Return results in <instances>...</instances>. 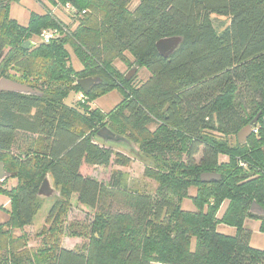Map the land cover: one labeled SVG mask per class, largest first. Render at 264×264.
I'll return each mask as SVG.
<instances>
[{"label": "trees", "instance_id": "obj_1", "mask_svg": "<svg viewBox=\"0 0 264 264\" xmlns=\"http://www.w3.org/2000/svg\"><path fill=\"white\" fill-rule=\"evenodd\" d=\"M16 1L0 0V78L41 94L0 91V162L16 180L10 188L0 184L9 199L7 218L0 222V264H264V248L250 245L251 229L244 227L245 219L257 220L264 233V215L250 210L252 203L264 210V0H49L72 5L74 28L49 12L32 13L20 25L8 13ZM212 15L227 17L228 24L217 31ZM44 29L61 35L43 42ZM167 36L182 41L162 57L155 42ZM33 37L39 42L23 49ZM66 46L81 62L79 71L68 64ZM116 59L150 76L134 84L114 67ZM87 77L99 83L85 93L77 80ZM113 89L122 94L113 109L90 107L97 95ZM80 92L83 101L75 105L83 113L64 104ZM257 113L252 133L239 143L237 132ZM104 125L139 145L150 160L144 175L157 184L154 196L129 194L130 210L124 213H111L108 201L127 191L121 170H112L107 184L81 173L83 163L130 161L94 141ZM18 131L30 135L23 156L11 151ZM219 155L227 159L219 161ZM203 172L220 179L202 182ZM47 173L59 196L38 246L31 247L27 234L15 230L31 224ZM74 198L92 211L78 233L67 223ZM185 198L195 210L181 207ZM221 225L234 232H219ZM87 231L84 246H62L65 234Z\"/></svg>", "mask_w": 264, "mask_h": 264}, {"label": "rangeland", "instance_id": "obj_2", "mask_svg": "<svg viewBox=\"0 0 264 264\" xmlns=\"http://www.w3.org/2000/svg\"><path fill=\"white\" fill-rule=\"evenodd\" d=\"M136 3V1H133L130 4V8L132 9L136 5ZM46 12L53 14L68 27L74 28L77 24V16H73V12H67L64 6L60 4L52 5L49 0H17L16 2H12L9 5L8 13L10 17L16 20L20 25H25L28 22L30 14H44ZM211 19L217 31L222 30L228 24L229 21L227 17L219 15H212ZM39 39L37 37H33L31 40H33L36 44L39 42ZM66 48L70 54L68 64L71 65L76 71H79L82 68L81 62L78 60V58L75 56V54L70 48H68L67 46ZM125 54L128 60L130 62H133V57L128 52H126ZM113 65L123 75L126 74L129 70H131V68L137 67L136 72L131 76V78H133L132 82L137 85L144 82L150 76V73L145 68H140L135 64H127L126 62H123L119 59L114 60ZM78 96L79 93L75 94L74 99L70 102L72 104H76ZM121 99V92L117 89H113L97 95L91 101V103H89V105L91 108H98L103 112H108L113 109L121 101ZM154 127L155 125H151L150 129H154ZM28 137H30V135H26L23 132L18 131L16 133L14 144L11 147V151L15 154L23 156L27 148ZM138 146L139 145L137 144L136 147ZM111 147L115 151H119L122 154L128 156L130 158L129 163H127V165L125 166H116L113 163H110L108 166L102 167H93L83 163L81 165V173L83 174V176H88L101 183L107 184L110 178L111 171L121 170V186H124L127 191H121L120 193L116 194L115 198L110 199L108 201L110 203L109 210L111 213H124L130 210L128 206L129 194L145 193L154 196L157 184L154 180L144 175V169L150 164V160L143 153H141L139 148H137L134 152L132 150H127L122 146L111 145ZM200 149L202 150L201 147ZM200 157L201 152H198L196 155H194V160L197 162ZM183 158H185V156H183ZM226 159L227 158L224 155L218 156L219 161H224ZM151 165H153V163ZM15 183L16 180L13 177H8L4 181L3 187L10 188L15 185ZM193 192L194 189H189V194H192ZM55 198L56 197L52 199L38 200L37 202L39 205V209L33 217L31 224L29 226H25L22 230H15L16 234H20L22 232H25L27 234L28 246H38L40 241V236L38 234L43 225H45V218ZM8 200V197L0 191V221L2 220V218L4 219L7 216L6 210L9 209ZM71 202L72 205L71 209L68 212L67 223L72 222V226L76 228L75 233H78L80 231V227L78 228L77 226L87 225L92 217V211L87 208L81 207L79 203L75 200V198L72 199ZM181 207L185 210H195V207L193 206L190 198L183 199L181 202ZM225 207L226 203L223 202L220 206L219 211L217 212L218 217L222 214V211H224ZM251 220L253 219L244 221V227L246 229H251L250 245L252 247L262 249L264 248V233L258 230V221L254 220L252 223L250 222ZM218 231L223 233H233L234 229L226 225H221L218 227ZM89 238V231H87L86 235L65 234L62 237L61 243L64 248L79 249L80 246H84L86 243L89 242Z\"/></svg>", "mask_w": 264, "mask_h": 264}, {"label": "water", "instance_id": "obj_3", "mask_svg": "<svg viewBox=\"0 0 264 264\" xmlns=\"http://www.w3.org/2000/svg\"><path fill=\"white\" fill-rule=\"evenodd\" d=\"M182 38L180 36H167L158 39L155 42V48L157 52L162 57H168L179 47ZM35 42L33 40H26L21 44L23 49H29L31 46H34ZM137 67L131 68L124 78L129 80L131 76L136 72ZM77 83L80 85L83 92L88 93L89 90L97 83L99 79L95 77H87L78 79ZM0 91L16 92L21 94H30V95H40L41 92L38 89H34L27 84H22L8 78H0ZM75 94L71 93L64 104L73 108L80 113H83L75 104H72L70 101L74 99ZM260 113H257L254 118L245 126H243L236 134V138L239 143H244L248 136L252 133L253 128L257 124V119ZM94 141H100L108 146H122L127 150L136 151L137 147L129 138L124 135L117 134L112 131L107 125L101 126L94 133ZM9 177V173L4 170L3 163L0 162V184L4 182ZM220 179V174L215 172H203L200 175V180L202 182H209L213 180ZM37 196L40 199H52L59 196V190L54 186L53 179L49 173L43 178L38 191ZM250 210L256 215H264V210L257 204L252 203Z\"/></svg>", "mask_w": 264, "mask_h": 264}, {"label": "built area", "instance_id": "obj_4", "mask_svg": "<svg viewBox=\"0 0 264 264\" xmlns=\"http://www.w3.org/2000/svg\"><path fill=\"white\" fill-rule=\"evenodd\" d=\"M64 8L69 13L73 12L74 13L73 16H75V11L69 2L64 4ZM63 30L66 31V28H63ZM60 35L61 34L57 29H53V30L52 29H44L41 31L39 38L43 42H49L52 38H57ZM78 100L83 101V95L81 92L79 93Z\"/></svg>", "mask_w": 264, "mask_h": 264}, {"label": "crops", "instance_id": "obj_5", "mask_svg": "<svg viewBox=\"0 0 264 264\" xmlns=\"http://www.w3.org/2000/svg\"><path fill=\"white\" fill-rule=\"evenodd\" d=\"M6 218H7V216H6L4 219L2 218V220H1L0 222H2V221H5V220H6ZM245 220H250V219H245ZM253 221H254V220H251L250 222H252V223H253Z\"/></svg>", "mask_w": 264, "mask_h": 264}]
</instances>
